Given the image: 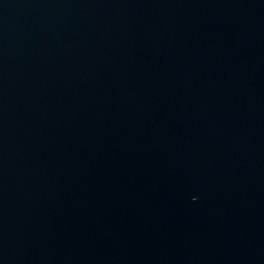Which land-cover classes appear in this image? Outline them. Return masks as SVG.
<instances>
[{"label": "water", "instance_id": "water-1", "mask_svg": "<svg viewBox=\"0 0 264 264\" xmlns=\"http://www.w3.org/2000/svg\"><path fill=\"white\" fill-rule=\"evenodd\" d=\"M0 264H264V0H0Z\"/></svg>", "mask_w": 264, "mask_h": 264}]
</instances>
